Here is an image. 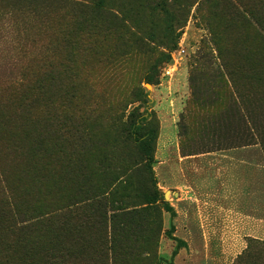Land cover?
Here are the masks:
<instances>
[{
  "label": "rangeland",
  "instance_id": "374dc122",
  "mask_svg": "<svg viewBox=\"0 0 264 264\" xmlns=\"http://www.w3.org/2000/svg\"><path fill=\"white\" fill-rule=\"evenodd\" d=\"M0 105V197L74 210L70 264H264V0H0Z\"/></svg>",
  "mask_w": 264,
  "mask_h": 264
},
{
  "label": "trees",
  "instance_id": "16d2710c",
  "mask_svg": "<svg viewBox=\"0 0 264 264\" xmlns=\"http://www.w3.org/2000/svg\"><path fill=\"white\" fill-rule=\"evenodd\" d=\"M11 107L13 106L11 105ZM6 109L7 107L0 105V118L4 116L3 111ZM1 121L2 119H0ZM152 139L153 136L148 138L149 141ZM149 151L147 146L145 152L147 154L146 161L148 162L152 158L151 155L149 156ZM12 178L6 177L7 181L4 187L10 192H14L17 189L16 186L20 185V182L16 180L17 178ZM16 198L17 195L15 193L10 196L4 195L0 197V234L3 233L9 236L18 235L19 237L26 238L29 244H24V246L18 245L12 250L0 244V264H70L66 257H71L72 253L63 244V241H60V233L64 226L69 224L68 221L72 218L74 210L66 209L67 205L56 213L48 214L46 210L40 214L46 213V216L38 217L32 221V219L25 218L29 214L27 206L23 205L21 200H16ZM147 202L153 204L156 202V199L149 197ZM92 205L93 203L87 204L89 207H92ZM35 208L40 209L39 207ZM142 211L144 209L123 211L114 216H106L102 212L98 213V220L102 224L109 222L111 227L116 223V220L124 223L125 226L128 224L136 226L135 224L139 221L138 215ZM41 237L44 238V241L38 247ZM88 257L91 258L90 255Z\"/></svg>",
  "mask_w": 264,
  "mask_h": 264
},
{
  "label": "built area",
  "instance_id": "2783aa9c",
  "mask_svg": "<svg viewBox=\"0 0 264 264\" xmlns=\"http://www.w3.org/2000/svg\"><path fill=\"white\" fill-rule=\"evenodd\" d=\"M167 72L169 73V69L167 70Z\"/></svg>",
  "mask_w": 264,
  "mask_h": 264
}]
</instances>
